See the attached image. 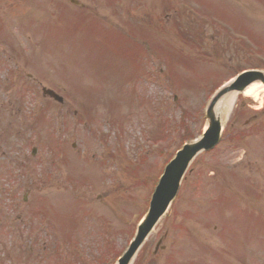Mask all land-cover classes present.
Instances as JSON below:
<instances>
[{
	"label": "rangeland",
	"instance_id": "374dc122",
	"mask_svg": "<svg viewBox=\"0 0 264 264\" xmlns=\"http://www.w3.org/2000/svg\"><path fill=\"white\" fill-rule=\"evenodd\" d=\"M79 1L0 0V264H114L212 90L264 68V0ZM261 89L135 264H264V116L261 135L244 126Z\"/></svg>",
	"mask_w": 264,
	"mask_h": 264
},
{
	"label": "water",
	"instance_id": "95a60500",
	"mask_svg": "<svg viewBox=\"0 0 264 264\" xmlns=\"http://www.w3.org/2000/svg\"><path fill=\"white\" fill-rule=\"evenodd\" d=\"M261 76L262 75L259 73L254 72L244 73L236 82L224 91L229 89L244 90L248 84ZM54 96L61 101L56 95ZM217 102L218 98L213 101L208 110L207 117L209 119V127L205 132L204 137L196 143L186 145L184 149L177 154V157L166 167L165 173L160 179L156 191L153 194L150 210L139 226L138 233L134 241L131 243L130 248L120 259L119 264L129 263L147 234H149L159 218L165 213L171 200L175 197L180 180L193 157L201 149H208L218 141L221 131V121L215 111Z\"/></svg>",
	"mask_w": 264,
	"mask_h": 264
},
{
	"label": "bare ground",
	"instance_id": "6f19581e",
	"mask_svg": "<svg viewBox=\"0 0 264 264\" xmlns=\"http://www.w3.org/2000/svg\"><path fill=\"white\" fill-rule=\"evenodd\" d=\"M261 87H264V85H262L261 83L255 82L248 87V89L246 90V93L253 96L257 93V91L262 90V89H260ZM236 99H237V93L236 92L228 93L223 97V104H222L223 105V114L225 112L229 111V109H231V107L233 106ZM223 117H225V116H223Z\"/></svg>",
	"mask_w": 264,
	"mask_h": 264
}]
</instances>
